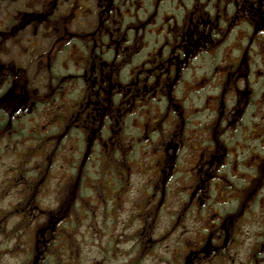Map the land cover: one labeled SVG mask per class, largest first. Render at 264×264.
<instances>
[{"label": "flooded vegetation", "instance_id": "af4514ba", "mask_svg": "<svg viewBox=\"0 0 264 264\" xmlns=\"http://www.w3.org/2000/svg\"><path fill=\"white\" fill-rule=\"evenodd\" d=\"M4 1L24 10L0 32V264H77L93 209L116 221L132 163L139 240L118 264H264V0ZM54 14L44 69L33 35ZM59 61L71 73L49 76ZM54 80L70 107L48 118ZM105 244L98 264L125 255Z\"/></svg>", "mask_w": 264, "mask_h": 264}, {"label": "rangeland", "instance_id": "374dc122", "mask_svg": "<svg viewBox=\"0 0 264 264\" xmlns=\"http://www.w3.org/2000/svg\"><path fill=\"white\" fill-rule=\"evenodd\" d=\"M28 2V0H27ZM21 6H19V1L15 2V3H7L6 1H0V32L5 31L4 30V26L7 24V20L10 16L13 15V13L17 10H24V9H20ZM35 10H40L38 8H34ZM45 9H43L42 11H44ZM55 11H58V9H56ZM18 16V15H17ZM16 16V17H17ZM54 17H51V27L50 30L48 29V27L45 26L44 23L42 24H38L36 26V34L33 35L32 33V28H30V31H28V28H24V34L22 35L19 34L18 32L20 31L19 29L14 30L15 35H17V39L14 43V46L12 47V50L10 52V55L12 58L15 59V57H19V58H23L28 49H29V40H32V38H35V41L38 40V42L40 43L39 46L36 47V50H41V53H43V61L40 62L39 64L42 66V68L45 69L44 66H46V53L48 51V44H50L52 42V40L54 39L55 36V32L61 28V21H59V19H55L57 18V15L55 16V14L53 15ZM88 19V18H87ZM86 19V20H87ZM17 20L19 21V18L17 17ZM40 33V35H39ZM31 35H33L34 37H32ZM48 36L50 38H48L47 40H43L40 41V36ZM10 42L5 43V48L8 47ZM3 46V45H2ZM1 46V47H2ZM71 50H69L70 52ZM36 52L34 53V56L36 57ZM33 55V54H32ZM26 57V56H25ZM67 58L73 59V57L67 54ZM20 61H22L20 59ZM69 64V63H68ZM51 66V72L48 73L49 76H53L56 77L57 74L59 76L65 75L66 73H71L70 70H68V68L63 67L62 63L59 61L58 62V66L56 65V68L54 67L53 64L50 65ZM33 72H31L30 74L35 75V81H31L28 82V87H32V86H38L40 84V74L42 76H44V74L42 72L37 70H32ZM53 71L55 72V74L53 73ZM28 75V73H27ZM53 83H56V81L54 80ZM56 86H52L54 87V91L52 89L44 87V89L42 91V95L45 96L48 100H42L43 105H45L44 107V112L47 113L48 118L53 117L56 113H59L61 108L63 107L64 104H68V106L70 107V102L68 100H63L62 102L59 100H55L56 96L59 95L62 91V88H60V82L55 84ZM58 85V86H57ZM51 86V85H50ZM40 91V92H41ZM51 96V97H50ZM11 97V96H10ZM16 97V96H15ZM50 97V98H49ZM51 102V103H50ZM39 105H42L39 103ZM73 107V104H72ZM132 123L134 125H137V121L133 120ZM37 124L39 126V129L42 127V125H44V121H37ZM130 145L129 141H125L123 142V146L124 148H127V146ZM7 152V151H6ZM137 158L139 159V154L136 155ZM132 157V156H131ZM117 160L124 162L126 159V154L123 155L122 153L117 154L116 157ZM64 160L67 161H71L72 157L70 154L65 153V157ZM10 162V159H3V164L1 166H3L4 164ZM131 169L129 171V175L127 174V178L129 179V182H131V191L128 192V196L124 197L121 201V203L119 204L117 210L118 213H116L117 216H114V220H116L115 222L112 221H106L105 225H104V221L105 218L103 216V214L99 211L97 212L96 208L93 209V205L86 203V200H84L82 203L81 201V208H84L87 210V212L89 214H92V209L95 210L94 212H96V216H95V221L92 222L91 224H89L90 228V233L88 234V237L85 239L80 238V242L82 243L80 245V255H79V261L77 262V264H98L99 259L101 257H103L105 254H107V250L106 247L107 245L105 244L106 242H109V240H117V242L122 241V245L118 244V249L119 251H121L122 253H124L125 255L119 256L118 254H113L111 253L110 257L111 258H115L116 260L114 262H112L111 264H118L120 262H123L124 260H126L127 258H131L132 254L131 252V248L133 246V242L139 240V196L137 194V190L134 191V188L139 185V166L134 168L135 165L132 163L130 164ZM90 173V172H89ZM96 185H98L96 183ZM98 187H96L97 190ZM94 193H91V196L94 197L95 204H99L101 202L100 200V196L102 194H105L106 191H96ZM53 206L49 207V211H48V215H52L51 219H55L56 217V213L54 211L53 208H55V205L52 204ZM67 207L66 205V201L64 203L63 209L65 210ZM110 208V207H109ZM166 220L165 217H163L161 219V221ZM109 225H111L112 229L109 232V230H106V227ZM79 228V233L80 235L82 234L83 231H86L85 228L82 227V225H80ZM108 229V227H107ZM32 236V234H31ZM34 236V234H33ZM32 236V237H33ZM40 237V236H39ZM85 243H95V246L92 245H85ZM109 251V250H108ZM82 254V255H81ZM75 258V255H72ZM247 254L244 252H240L239 253V259L242 262H247ZM67 264H75L72 262V260H67Z\"/></svg>", "mask_w": 264, "mask_h": 264}]
</instances>
